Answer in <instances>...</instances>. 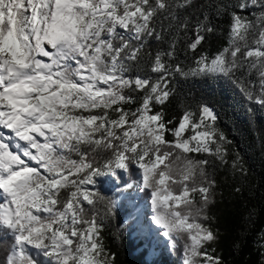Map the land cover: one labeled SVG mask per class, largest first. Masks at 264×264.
<instances>
[{"label":"snow or ice","instance_id":"obj_1","mask_svg":"<svg viewBox=\"0 0 264 264\" xmlns=\"http://www.w3.org/2000/svg\"><path fill=\"white\" fill-rule=\"evenodd\" d=\"M191 4L0 0V231L11 240L4 264H111L114 254L100 236L99 206L107 215L115 203L95 190V178L132 165L142 169V187L151 190L152 219L163 235L173 246L186 237L183 264H220L219 257L203 250L216 239L202 223L214 182L207 181L208 187L195 183L197 175L207 180L202 166L208 161L184 157L177 174L167 162L181 158L176 150L221 153L217 140L225 138L213 127L216 116L203 105L198 120L185 112L175 128H168L172 121L164 120L163 110L153 113L171 95L166 78L172 72L186 75L164 59L174 55L175 42L169 51L155 54L156 81L127 75L144 39H161L158 17L167 13L186 30L188 21L180 22L172 9ZM235 7L259 11L254 19L233 12L229 47L210 62L201 57L191 71L232 77L236 71L255 70L262 86L257 102L264 104V0H238ZM207 20L197 22L190 49L204 39L203 32L213 31ZM126 90L145 91L135 111L123 107L135 102ZM110 112L117 113L115 119ZM189 128L194 134L185 138ZM165 132L174 140H166ZM209 142L217 144L214 150ZM170 183L182 185L178 194ZM197 191L199 205L190 195Z\"/></svg>","mask_w":264,"mask_h":264},{"label":"trees","instance_id":"obj_2","mask_svg":"<svg viewBox=\"0 0 264 264\" xmlns=\"http://www.w3.org/2000/svg\"><path fill=\"white\" fill-rule=\"evenodd\" d=\"M237 2L192 0L187 8L172 9L180 22L188 21L186 30L178 28L177 21L163 13L155 24L161 39L157 40L155 36L144 39L140 58L130 64L127 75L156 81L160 73L152 71L155 54L169 51L175 42L174 55L164 59L173 68L178 64L186 75L172 72L166 78L171 95L163 105L156 104L152 111L163 110L164 120L172 121L168 128H175L185 112H193L194 118H199L203 105L213 111L214 124L225 138L223 152L219 157L208 152L195 153L200 161H208L202 166L207 180H198L197 185L204 183L208 187L207 181L214 182L205 209L208 217L205 223L216 236L209 246L212 254L219 257L220 264H264V104L257 102L262 88L260 78L255 70L249 69L236 71L232 77L191 71L200 57L212 58L229 47L233 12L254 19L259 11L254 7L241 10L235 7ZM205 16L208 17L205 23L213 31L203 32L204 39L192 50L188 45L196 38V24ZM248 93L252 94V99L248 98ZM126 94L132 95L135 102L123 107L135 111L145 91L126 90ZM109 115L115 119L117 113L110 112ZM165 138L172 141L171 132H165ZM73 159L78 157L73 155ZM138 170V166L132 165L128 171L117 169L115 174L95 178V190L115 203L107 215L103 204L99 206L104 224L100 232L103 246L108 253L114 254L111 264H175L163 253L158 258L147 259L150 246L136 233L137 214L127 205L125 195L136 183ZM127 183L128 188L125 187ZM149 191L144 189L143 194ZM10 243V238L0 231V264H4Z\"/></svg>","mask_w":264,"mask_h":264},{"label":"rangeland","instance_id":"obj_3","mask_svg":"<svg viewBox=\"0 0 264 264\" xmlns=\"http://www.w3.org/2000/svg\"><path fill=\"white\" fill-rule=\"evenodd\" d=\"M216 56H214L212 58H207V59L210 62ZM197 61H196L193 69L197 68ZM153 113H155V112H153ZM199 118H194V119L198 120ZM180 120H181V118H180ZM179 123H180V121H179ZM208 123H210V121L206 120L205 124H208ZM213 127L217 130L218 135L221 134L219 132V130L217 129V127L215 126V124L213 125ZM204 130H205L204 128L198 129V131H204ZM193 134H194L193 131L191 130V128H189L187 131L184 132L183 135L185 138H187ZM172 137H173V135H172ZM173 140H174V137H173ZM217 143L221 147V153L216 154L215 152H213V154H215L219 157L223 152V146L225 144V141L224 140H217ZM208 146L214 150L216 148L217 144L209 142ZM33 151H35V150L33 149ZM176 152L181 156V158L175 159V156H173L170 158L169 161H167L169 163H172L173 174H177L184 167V164H185L184 157H188V158L192 159L193 161H200L197 158V156H195L196 152H190V153H186V154L180 153L179 150H176ZM33 163H35V162H33ZM161 167H163V166H161ZM138 172H139V175H138L137 181L135 184H133L131 186V189L125 195V200H126L127 205L130 208H133V210L137 214L136 219H135L136 233L140 237H143L145 242L147 243V245L150 246V248L148 249V251L146 253V258L147 259H149L150 257L151 258H153V257L158 258L159 255L163 253L164 255L171 258L175 264H183L184 253H185L184 245H185L186 237H185V239L179 240L175 244V246H173L171 241L169 240V238L163 235L164 229H162L159 225H156L152 219L153 214H152V205H151V190L148 193L143 194L144 189L142 187V169H139ZM103 176H106V174ZM96 178H102V176L96 177ZM198 180H202V178L199 175H197V177H196V180H195L196 184H198V182H199ZM187 183L189 184V187H191L193 182L190 180ZM128 185H129V183H127L125 185V187L128 188ZM88 187H92V186L89 185ZM170 188L172 189V191L174 193L178 194L182 188V185L170 183ZM190 195H191L192 199L194 200L195 205H199L202 202L201 201V193H199L198 191L192 192ZM136 197H137V200L135 201ZM193 212H195L194 207H193ZM202 223H204L208 227V225L205 223V220H203ZM210 242H208V244L206 243L203 250L207 251L209 255L215 257L212 254L211 246H209ZM152 246L154 249L151 248ZM0 251H2L1 244H0Z\"/></svg>","mask_w":264,"mask_h":264},{"label":"bare ground","instance_id":"obj_4","mask_svg":"<svg viewBox=\"0 0 264 264\" xmlns=\"http://www.w3.org/2000/svg\"><path fill=\"white\" fill-rule=\"evenodd\" d=\"M8 131H10V130H5V132H8ZM18 139V138H17ZM21 143H23V142H21Z\"/></svg>","mask_w":264,"mask_h":264}]
</instances>
